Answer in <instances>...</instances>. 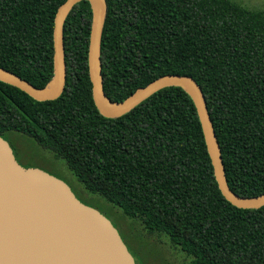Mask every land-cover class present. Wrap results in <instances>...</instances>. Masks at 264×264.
Returning a JSON list of instances; mask_svg holds the SVG:
<instances>
[{"label": "trees", "instance_id": "obj_1", "mask_svg": "<svg viewBox=\"0 0 264 264\" xmlns=\"http://www.w3.org/2000/svg\"><path fill=\"white\" fill-rule=\"evenodd\" d=\"M65 2L0 0V67L46 87L54 74L55 17ZM107 4L106 96L122 102L162 76L193 77L231 190L246 198L263 194L264 9L235 0ZM92 16L82 1L66 20L60 98L39 102L0 81V137L24 134L63 160L86 191L140 229L137 237L152 255L157 249L148 240L165 237L190 264H264V207L240 209L223 196L196 106L182 88L161 90L117 119L99 113L88 67ZM139 255L149 264L151 254Z\"/></svg>", "mask_w": 264, "mask_h": 264}, {"label": "water", "instance_id": "obj_2", "mask_svg": "<svg viewBox=\"0 0 264 264\" xmlns=\"http://www.w3.org/2000/svg\"><path fill=\"white\" fill-rule=\"evenodd\" d=\"M88 1L92 24L88 67L94 103L105 118L117 119L161 90L182 88L194 101L219 188L240 209L264 207V193L246 198L229 186L222 151L207 101L190 76L170 74L137 89L122 102L105 94L102 74V37L108 14L107 0H66L55 17L54 74L40 89L0 67V81L39 102L62 96L67 82L64 26L74 7ZM0 264H137L118 229L104 214L78 199L57 176L37 167L25 168L8 141L0 137Z\"/></svg>", "mask_w": 264, "mask_h": 264}, {"label": "rangeland", "instance_id": "obj_3", "mask_svg": "<svg viewBox=\"0 0 264 264\" xmlns=\"http://www.w3.org/2000/svg\"><path fill=\"white\" fill-rule=\"evenodd\" d=\"M235 1L241 2L251 9H264V0ZM5 138L13 146L17 158L22 165L43 169L64 180L72 188L79 200L98 209L111 220L138 264H140L139 256H141L139 254H151V256L147 257L149 264H190V259L179 250L173 249L169 240L165 237L162 240L155 238L148 240L157 249H154L156 252L155 255H152L153 250L151 249L152 251H150L149 248L143 247L137 237L141 232L140 229L122 216L120 208L113 206L103 197L86 191L66 163L63 160L55 158L53 153L42 149L34 139L15 132L8 133Z\"/></svg>", "mask_w": 264, "mask_h": 264}, {"label": "flooded vegetation", "instance_id": "obj_4", "mask_svg": "<svg viewBox=\"0 0 264 264\" xmlns=\"http://www.w3.org/2000/svg\"><path fill=\"white\" fill-rule=\"evenodd\" d=\"M10 144V143H9ZM10 146H11V148L13 149V153H14V155H15V157H16V159H17V161H19L18 160V158H17V155H16V153H15V150H14V148H13V146L10 144ZM20 162V161H19ZM21 163V162H20ZM138 264V263H137Z\"/></svg>", "mask_w": 264, "mask_h": 264}]
</instances>
